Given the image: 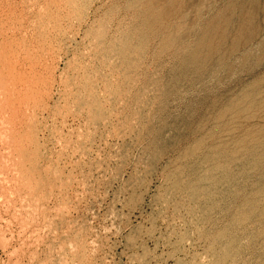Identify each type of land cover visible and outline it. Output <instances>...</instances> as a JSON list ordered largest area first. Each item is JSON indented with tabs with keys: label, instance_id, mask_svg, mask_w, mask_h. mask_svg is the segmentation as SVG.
I'll return each mask as SVG.
<instances>
[{
	"label": "rangeland",
	"instance_id": "1",
	"mask_svg": "<svg viewBox=\"0 0 264 264\" xmlns=\"http://www.w3.org/2000/svg\"><path fill=\"white\" fill-rule=\"evenodd\" d=\"M0 264H264V0H0Z\"/></svg>",
	"mask_w": 264,
	"mask_h": 264
},
{
	"label": "bare ground",
	"instance_id": "2",
	"mask_svg": "<svg viewBox=\"0 0 264 264\" xmlns=\"http://www.w3.org/2000/svg\"><path fill=\"white\" fill-rule=\"evenodd\" d=\"M23 89V88H22ZM5 108V107H4ZM17 115V114H16ZM10 118V117H9ZM4 123V122H3ZM16 130V129H15ZM3 136V135H2ZM9 137V136H8ZM11 139V138H10Z\"/></svg>",
	"mask_w": 264,
	"mask_h": 264
}]
</instances>
